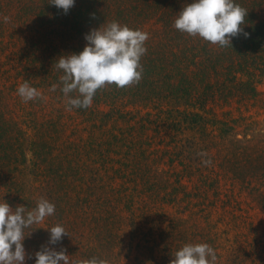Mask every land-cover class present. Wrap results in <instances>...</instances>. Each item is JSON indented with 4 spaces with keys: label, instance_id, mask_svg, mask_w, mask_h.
I'll return each instance as SVG.
<instances>
[{
    "label": "trees",
    "instance_id": "16d2710c",
    "mask_svg": "<svg viewBox=\"0 0 264 264\" xmlns=\"http://www.w3.org/2000/svg\"><path fill=\"white\" fill-rule=\"evenodd\" d=\"M51 2L0 0L1 33L8 32L6 24L13 17L21 20L26 15L27 28L39 34L44 43L20 47L29 65L6 79L17 83L21 76L32 87L48 89L66 101L61 91L63 71L56 64L61 56L79 54L91 30L118 22L148 35L153 27L159 33L149 35L145 42L139 83L125 88L107 85L97 91L90 107L71 109L102 132L99 141L93 133L89 143L82 138L78 142L66 140L62 142V152L55 154L47 139L36 140L28 135L23 115L13 109L9 88L0 85V193L13 190L27 210L36 207L37 203L33 205L28 198L33 193L39 196L38 201L44 198L55 205L54 215L31 226L34 244L43 235L44 247L64 250L80 225L98 233L100 229L108 231L112 236V230L119 228V213L123 211L128 214L127 226L135 238L134 234L143 233L141 221L153 220L152 205L175 204L184 210L181 213L190 211L195 221L193 231L170 247L171 259L186 244L207 243L215 251L216 264H264V255L256 252L260 230L248 223L247 217L234 212L224 183L256 182L264 187V149L235 144L225 151L224 144L215 143L217 136L221 140L236 137L239 122L217 118L214 108L233 101L244 104L256 100L264 105V97L258 99L264 94L257 87L264 76V0H234L248 11L242 25L248 37L241 34L233 38L231 47L213 45L174 28L179 12L192 0H75L67 14ZM57 38L65 41L63 48L58 47ZM6 79L0 78V84ZM53 85L57 86L55 91ZM69 95L74 98L77 93ZM144 110L146 113L141 114ZM209 114L213 117L208 118ZM119 121L123 125L119 126ZM110 124L114 127L104 129ZM40 129H44L42 137L48 133L46 138L50 140L55 135L61 139L65 125L48 121L40 123ZM188 133L190 136L185 138ZM247 134L245 126L243 136ZM203 143L206 149L213 145L219 148L214 154L210 151L200 155L198 148ZM206 160L210 161L207 165ZM166 164L167 171L160 169ZM156 168L165 175L163 183L155 176ZM12 171L16 175L25 171L30 180L20 183L15 176L9 178ZM20 184H25L24 191ZM219 208L222 213L213 220ZM219 224L228 227L224 235L231 231L228 225L233 232L238 231L232 244H227L230 238L220 241ZM57 225L68 236L52 245L48 230ZM241 228H247L248 234H239ZM33 258L29 251L24 264L35 261Z\"/></svg>",
    "mask_w": 264,
    "mask_h": 264
},
{
    "label": "rangeland",
    "instance_id": "374dc122",
    "mask_svg": "<svg viewBox=\"0 0 264 264\" xmlns=\"http://www.w3.org/2000/svg\"><path fill=\"white\" fill-rule=\"evenodd\" d=\"M26 18V15H22L21 20L13 17V20L6 24L8 32H6L5 35L1 33L0 30V43L4 46L3 51H0L1 79H6V76L10 74L15 76L17 71H23V66L29 65L25 60L26 58L21 55L20 47L30 45L31 42H38V45L44 44L39 34L31 32L30 29L27 28ZM23 22L25 24H22ZM147 28L149 29V27ZM155 32L158 31L156 29L154 30L153 27L149 35ZM57 39L56 43L58 47L63 48L62 43H65V41L62 40L61 42L59 38ZM10 41H13L12 45L8 43ZM40 46L42 49L44 48L43 45ZM40 51L41 50H39V52ZM1 52L5 53L6 57ZM24 75L25 71L22 73V76ZM20 77L17 83H14L15 79L11 81V78H7L6 82L0 85L6 84V87L9 88L8 92L13 98V109L18 111L19 115H23L21 119L25 121L24 128L27 129L28 135L31 138L36 140L47 139L55 154L62 152V142L64 143L66 140L78 142L79 138H82L83 141L89 143L92 140V133L94 139H97V141L102 138V132L98 128L93 127V122L86 121L85 116L68 110L67 101L64 98L61 99L59 94L55 92H51L48 89L36 88L40 93L39 98L24 102L17 94L18 87L25 82V80H22ZM257 87L261 94H264V76L259 81ZM262 97L264 96H260L258 99L260 100ZM261 103L262 102L258 103L254 100L252 102H245L244 104L233 101L230 105L222 103L218 106L216 105L214 107L216 117L221 119H237L239 128L236 137H227L226 140H221L219 136H217L215 138V143L221 142L222 145L224 144L226 148L225 151L230 150L235 144V146H241V144L249 145L250 149H264V105H261ZM22 109H24V111H22ZM19 110L22 112H19ZM145 110L141 114L146 113ZM147 110L150 111V108ZM153 112L154 111H152V113ZM227 112L230 113L225 115ZM28 113L30 114L28 115ZM207 117L212 118L213 114H209ZM48 121H57L65 125V131L61 139L55 135L54 140H50L46 138V136L48 137V133L44 134L45 136L42 137L41 132L44 129L39 130V124H47ZM118 125H123V121H119ZM245 126L248 127V134L246 137L243 136ZM35 127L38 128L35 129ZM107 127L108 128L104 129L113 128L114 125L110 124ZM189 136L190 134L188 133L184 137L188 138ZM239 140L242 142H239ZM196 141L200 142L198 138ZM218 148L219 146L213 145L209 149H206L203 143L199 146L198 153L200 155H207V153L211 151L210 153L214 154L217 152ZM176 166L178 170H182L177 163ZM160 169L167 171L169 166L167 164L162 165ZM160 169H155V176L158 180H162L163 183V181H165V175L161 173ZM14 176L20 183L30 180V176L25 171L20 175H16L13 171L9 173V178ZM170 181L172 182L173 178H170ZM97 182L99 183V181ZM224 183L227 184L226 188L228 189V194H230V200L232 199L231 202L234 206V212L238 215L247 217L248 223L250 222L255 227L259 228L260 232L258 234V239L261 240V242L257 245L256 252L264 255V252H262L264 251V187L257 185L256 182L248 185L247 183L241 184V182H231V180H228ZM20 185V188L24 191L26 187L25 184ZM33 196L34 193L29 195L28 198L30 197L33 200V205H35L39 196ZM3 200L8 203L13 210L17 206H21L13 190L12 192H8V190L1 191L0 202H3ZM152 206H155L151 212V219L153 220L147 223L146 220L144 222L141 221L143 233L140 235L134 234L133 236H135V238L132 237V233L127 226L128 219L126 217H128V214L125 211L119 213L120 218H118L119 222L117 223L119 228L116 230L114 228L112 230V236L108 231L102 229H100L98 233L97 230L89 229L81 225L78 226L76 234L72 233L70 236L69 247L64 249L65 254L69 256V264H79L80 261L93 257L104 259L107 261V264H154V261L158 260L160 262L159 264H170V247H174L175 243H177L183 235H188L193 231L191 225L194 224L193 221H195V219L191 217L190 211L181 213V211L184 210L179 209L178 205L175 204L161 205L158 203V205ZM196 210L197 209H194L193 211ZM218 211L219 212L214 216L213 220H217V215L222 213L221 208H219ZM198 217L199 215L196 216V219H198ZM203 221L204 220H202V222ZM228 226L231 227V231H228V236L222 234L223 231L228 228L224 224L218 225L219 230L217 232L222 235H220V241H226V238H230L231 241L227 244H232L231 242L238 231L233 232V227L231 225ZM243 232L245 235L248 234V229L241 228L239 230V234ZM33 234L30 228L26 229V237L22 243L26 254L30 251V253L34 255L33 260H35V253L44 248L42 240L45 236L42 235L40 238L41 241H38L35 245V237ZM250 239H252V235H250ZM30 264H35V261H30Z\"/></svg>",
    "mask_w": 264,
    "mask_h": 264
},
{
    "label": "clouds",
    "instance_id": "9594fccd",
    "mask_svg": "<svg viewBox=\"0 0 264 264\" xmlns=\"http://www.w3.org/2000/svg\"><path fill=\"white\" fill-rule=\"evenodd\" d=\"M75 0H52L51 5L67 14ZM248 11L234 0H192L179 12L174 28L189 36L221 47H231V40L241 34ZM5 22L8 17L4 18ZM86 46L79 54L61 56L56 67L63 71L61 77L63 95L68 110L88 108L97 91L107 85L125 88L142 79L141 57L146 53L145 42L149 35L141 30L130 29L118 22L91 30L85 37ZM56 85L52 90H56ZM77 93L73 98L69 94ZM18 96L29 102L39 98V91L27 81L17 89ZM207 165L210 161H204ZM55 205L41 198L36 207L27 210L17 206L14 210L4 200L0 202V264H24L26 252L23 247L25 230L54 215ZM49 244L59 243L68 236L62 226L48 230ZM30 234V232H29ZM68 255L61 249L44 247L35 253V264H69ZM217 256L207 243L186 244L175 253L170 264H216ZM79 264H107L104 259L93 257Z\"/></svg>",
    "mask_w": 264,
    "mask_h": 264
}]
</instances>
